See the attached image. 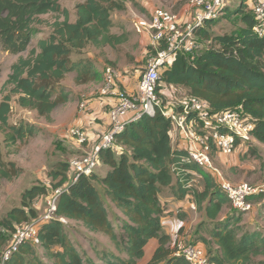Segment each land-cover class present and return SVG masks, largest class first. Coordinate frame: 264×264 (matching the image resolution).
<instances>
[{"label":"trees","instance_id":"trees-1","mask_svg":"<svg viewBox=\"0 0 264 264\" xmlns=\"http://www.w3.org/2000/svg\"><path fill=\"white\" fill-rule=\"evenodd\" d=\"M60 1L0 0L2 49L12 54L28 51L12 65L0 101V132L9 152L18 142L38 134L37 127L26 121L10 123L14 98L21 107L52 121L54 110L75 98L64 86L68 74L75 73L74 82L78 85L104 80V72L98 70L97 64L90 57H83L85 49L90 45L116 48L130 35L124 27L121 32L113 31L112 13L125 9L127 0H84L76 5L74 21L70 10L62 7ZM226 9L230 17L244 25L214 35L206 25L217 20L214 19L196 29L197 39H206L212 46L202 52L179 53L171 65L160 70L157 89L161 104H167L162 82L182 86L187 89V96L204 99L214 112L238 110L250 118L254 122V139L264 144V36L255 31L257 20L248 3L243 1L235 9ZM48 13H60L63 18L59 14L49 36L29 49L37 33L35 22ZM171 124L160 109L154 114L145 113L117 135L114 147L101 151L102 163L109 166L104 176L95 170L73 180L70 162H65L50 174L51 186L39 183L27 188L21 206L13 207L2 220L11 233H0V264L13 232L40 216L33 202L59 186L67 190L58 199L56 217L41 224L39 243L23 242L5 264H100L78 249L67 230L70 221L105 233L125 254L121 257L103 251L99 257L104 264H140L151 239H157L158 245L144 264H191L185 256L176 254L172 236L163 231L166 208L159 194L171 185L176 197L193 194L197 208L204 212V219L196 226L195 239L189 242H204L212 264H264V233L260 229L242 231V217L236 213L222 218L225 208L232 210L230 198L212 173L183 160L187 152L174 146ZM241 140L237 137V145ZM210 143L212 154L218 157L216 145ZM118 144L125 148L119 154L115 151ZM21 173L22 168L14 161L4 159L0 142V179L11 180ZM195 173L201 175L202 190L191 185L190 178ZM257 196L250 200L255 202ZM110 203L124 215L118 218L120 232L110 218ZM179 218L183 220L185 215L180 214ZM183 230L184 226L180 228Z\"/></svg>","mask_w":264,"mask_h":264},{"label":"rangeland","instance_id":"rangeland-1","mask_svg":"<svg viewBox=\"0 0 264 264\" xmlns=\"http://www.w3.org/2000/svg\"><path fill=\"white\" fill-rule=\"evenodd\" d=\"M82 1L84 0L60 1L62 7L70 10L72 21L76 19V5ZM226 1L228 2L225 3V8L222 9L217 20L206 24L211 34L222 35L244 25L243 22L236 20L237 18L230 17L226 8L235 9L239 3L243 1L246 3L249 1L250 3V0ZM250 4L252 5V3ZM144 7H146L147 10ZM157 7L176 13L183 22H192L195 20L196 9L192 4V0H127L126 8L123 10H114L112 18L115 22L113 31L121 32L123 30L122 27H124L125 30L130 32L128 40L116 48H96L90 45L85 49L83 57H90L100 66L102 71L105 70L107 66H111L116 71H120L124 75H129L130 78L137 80L139 83V79L148 68L150 61L157 57L159 46L153 44L152 34L150 32L143 31L139 33L136 30L135 21L149 18L152 9ZM143 8L145 11L142 10ZM59 14L48 13L38 17V20L34 24L37 33L33 36L29 49L36 46L39 39L49 36L53 30L52 23L61 15ZM197 43L199 46L198 50H196L197 52H202L212 46L210 41L202 38L199 39ZM27 54L28 51L21 54H12L4 51L0 45V101L4 96L3 86L8 79L12 65L18 60L20 55L26 56ZM74 75L75 73H70L64 80L66 89L67 85H74L73 83L75 82L72 77ZM9 88L10 87H8V89ZM161 89L163 95L167 99L166 105L175 104L177 106L182 105L183 102H187L186 88L167 85L162 82ZM68 104L69 103H66L59 107ZM55 117V125L48 127L47 124H50L53 118L52 121H49L39 116L35 110L21 107L15 101V98L12 101V109L9 118L10 123L15 124L20 121H26L36 127L42 126L43 129L41 133H38L35 137L29 138L26 142H18L17 145L12 148V152H9V149L6 147L4 134L0 132V142L4 152V159L6 161H14L22 168V173L18 177L11 180L0 179V233H11L5 228L2 220L13 207L21 206L22 195L27 188L34 184H42L45 182H48V186H51L53 182L50 174L57 170L61 163L69 162L79 157L77 155H64L67 151L72 150L71 146L65 148L63 146L64 143L60 139V134L63 133L62 125L68 118L67 112H57ZM50 129H52L53 132H50ZM72 136L71 130V137ZM73 140L79 143L75 138H73ZM63 155L64 157H62ZM216 161V164L224 171L226 177L231 182L248 183L253 188H256L259 193L257 194L259 196H257L255 202L253 201L254 206L249 213H238L233 207V211H230L228 207L225 208L222 218H225L228 213H236L237 216L242 217V231L260 229L264 233V144L254 138L247 141H240L232 154L219 155ZM100 165V163L97 165L96 171L99 169ZM107 169L108 167H104L103 174L106 173ZM72 172L73 170L71 169L70 174H72ZM190 179L191 183L196 185V189H200L204 185L202 178L197 174H193ZM47 196L48 195L40 196L33 202V206L34 204L40 205L37 211L41 216L48 207L49 199H47ZM113 205L109 206L110 218L117 232H120V220H118V218L124 217V215ZM199 215L200 213H198V215L193 213V216L188 215V218H191V220L193 219L196 223L199 219ZM203 216L205 217L204 213ZM68 225L67 230L70 236H72V240L76 241V246L87 258H92L97 263L104 264L99 257V255H102L103 251L114 252L121 257H125V254L117 249L115 243L105 233L90 231L79 221H70ZM195 231L196 227L190 233L180 231L179 236L176 237L175 241L172 243V248L176 249V241L178 238L183 237L187 240L195 239ZM201 243L204 242L201 241ZM40 252L44 255L43 250L40 249ZM148 257L149 255L141 259L140 264H144ZM262 259L264 258L262 257ZM46 260L48 262L50 261L47 258Z\"/></svg>","mask_w":264,"mask_h":264},{"label":"built area","instance_id":"built-area-1","mask_svg":"<svg viewBox=\"0 0 264 264\" xmlns=\"http://www.w3.org/2000/svg\"><path fill=\"white\" fill-rule=\"evenodd\" d=\"M227 2L192 0L196 9L195 20L192 22H183L176 13L158 7L149 18L135 21V28L139 33L148 31L152 34L153 44L159 46L157 57L150 61L148 68L141 75L136 93L118 88L119 73L113 67L107 66L104 70V83L100 93L103 96L116 97V103L109 110L110 130L99 136V142L90 152L70 161L73 180H77L82 174L90 175L97 169V165L102 163L101 151L114 147L117 135L122 133L130 122L145 113L154 114L156 109H160L172 121L171 132L176 138V146L187 152L183 160L194 162L212 173L235 209L241 212L253 209L254 203L250 197L259 194L258 190L245 182L233 183L226 177L224 171L216 164L217 156L212 154L210 141L216 145L218 155H230L237 147V137H240L241 141L254 138V122L238 110L214 112L207 101L195 96H187V102L182 105L161 104L157 89L160 70L171 65L179 53H195L199 48L196 29L208 20L217 19ZM251 9L257 20L255 31L264 36V0H253ZM86 106V102H81L80 110L86 111ZM72 135L81 144L89 139L81 129H72ZM45 183L48 186V182ZM65 190V186L52 188L47 196L49 201L45 213L20 225L13 232L8 247L3 251L1 264H5L13 253L18 251L23 242L39 243L40 226L43 221L55 218L58 199ZM192 207L196 208L195 202ZM189 241L183 237L178 238L176 254L185 256L191 264H212L204 246Z\"/></svg>","mask_w":264,"mask_h":264},{"label":"crops","instance_id":"crops-1","mask_svg":"<svg viewBox=\"0 0 264 264\" xmlns=\"http://www.w3.org/2000/svg\"><path fill=\"white\" fill-rule=\"evenodd\" d=\"M252 1L253 0H250V3H252ZM250 3L248 1V4L251 7ZM97 68L99 71H102V69L98 64H97ZM102 72H104V70ZM118 73L119 75L117 76V85L119 89L127 90L129 93H135L138 91L139 83L137 82V80L130 78L129 75H124L120 71H118ZM72 77L74 79L75 75ZM103 83L104 81L89 82L87 84H79V85L73 83L74 85H69V86L67 85V89L71 90L74 93L75 98L71 102H69L68 105L56 109L57 111L55 110L56 112L54 111V113L52 114L53 121L50 122V124H47L48 127L55 125L56 123L55 115L57 114V112H62V111L67 112L68 118L67 121L62 125L63 133L60 134L61 137L60 139L64 143L63 146L65 148L67 146H71L72 150L67 151V153L64 155L80 156L90 152L93 146L99 142L98 136L110 130L109 110L112 107V105L116 103L115 102L116 97L115 95H111V96L101 95L100 89L103 86ZM81 102H86L87 104L86 111L80 110ZM37 129H38V133H41L43 127L39 126L37 127ZM72 129H81L82 131H84L89 137L88 141H86L84 144L76 143L73 140L74 137L73 136H72L73 138L71 137ZM50 132H53L52 129H50ZM171 136H172V142L175 141L176 138L172 132H171ZM176 145L177 143H174V146ZM115 149H116L115 151L119 154L125 148L118 144ZM64 155L62 157H64ZM104 167H108L109 169L108 165L102 164L100 165L96 173L99 174L100 176H104L106 174V173L103 174ZM198 176L201 177V175ZM191 185L193 188H196V185L194 183H191ZM203 187L204 186H202V188H200L199 190H202ZM159 197L161 202L164 204L166 208L165 214L162 217L163 231L165 233L170 234L174 241L176 237L179 236L181 226H184L183 232L190 233L195 229L198 223L204 219L203 216L204 212L199 210L198 208L194 209L192 207V203L195 202V198L193 194L188 193L183 198L176 197L173 192V185H171L162 188ZM110 204L113 205L112 203ZM34 206L38 209L40 205L34 204ZM193 213L197 215L198 213H200L199 219L197 220L196 223L193 219L191 220V218H188V215L193 216ZM180 214L185 215V218L183 220L179 218ZM157 245H158V240L151 239L146 247L145 256L147 257L149 255L150 257V255L153 253Z\"/></svg>","mask_w":264,"mask_h":264},{"label":"clouds","instance_id":"clouds-1","mask_svg":"<svg viewBox=\"0 0 264 264\" xmlns=\"http://www.w3.org/2000/svg\"><path fill=\"white\" fill-rule=\"evenodd\" d=\"M173 143H175V142L173 141ZM69 162H70V161H69ZM102 164H103V163H101V165H102ZM94 172H95V171H94ZM94 172H93V173H94ZM95 173H96V172H95ZM231 203H232V202H231ZM232 206H233V205H232ZM236 211L238 212V210H237V209H236ZM250 211H251V210H250ZM247 212H249V211H247ZM238 213H239V212H238ZM244 213H246V212H244ZM55 217H56V215H55ZM63 221H66V220H65V219H63ZM181 227H182V226H181ZM181 227H180V228H181ZM198 243H200V244H203V243H201V242H198ZM203 245H204V244H203Z\"/></svg>","mask_w":264,"mask_h":264}]
</instances>
